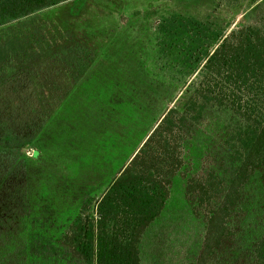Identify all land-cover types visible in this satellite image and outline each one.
<instances>
[{"label":"rangeland","instance_id":"374dc122","mask_svg":"<svg viewBox=\"0 0 264 264\" xmlns=\"http://www.w3.org/2000/svg\"><path fill=\"white\" fill-rule=\"evenodd\" d=\"M171 14L226 31H264V0H68L0 26V43L20 37L39 55L37 62L24 56L0 67V123L6 120L15 138L34 137L22 148L12 147L0 129V264H83L59 239L83 200H98L107 187L90 183L93 189L84 195L76 189L81 176L70 157L60 159L47 137L42 144L45 132H39L73 87L64 66L47 53L82 45L93 57L90 71L128 76L120 87L142 94L152 109L164 104L162 117L169 109L181 111L191 94L156 46V24ZM241 127L226 107L206 104L200 122L184 130L183 167L171 180L163 212L142 238L141 264H195L207 210L185 194L186 182L211 172L230 178L236 165L226 140ZM228 223L209 264H255L254 246L264 233V169L244 185Z\"/></svg>","mask_w":264,"mask_h":264},{"label":"trees","instance_id":"16d2710c","mask_svg":"<svg viewBox=\"0 0 264 264\" xmlns=\"http://www.w3.org/2000/svg\"><path fill=\"white\" fill-rule=\"evenodd\" d=\"M66 1L0 0V26ZM155 33L159 54L185 78L191 94L181 111H165L98 200L87 197L81 203L59 242L83 264H141L142 238L163 212L171 180L183 167L184 130L187 133L200 122L206 104L226 107L242 127L226 140L236 165L230 178L211 172L186 182L185 194L207 210L195 264L210 263L227 237L242 188L255 171L264 169V31L254 27L226 31L211 22L171 14L157 22ZM28 48L20 37L0 43V67L24 56L37 62L38 53ZM47 55L64 66L72 85L93 63L90 51L80 44ZM9 125L1 121L0 129L12 147L32 142L34 137L15 138ZM253 255L255 264H264V233Z\"/></svg>","mask_w":264,"mask_h":264},{"label":"crops","instance_id":"0c3cea01","mask_svg":"<svg viewBox=\"0 0 264 264\" xmlns=\"http://www.w3.org/2000/svg\"><path fill=\"white\" fill-rule=\"evenodd\" d=\"M126 80L128 76L118 72L88 70L39 132H45L42 144L47 137L60 159L70 157L81 176L76 189L84 195L93 189L90 183L108 187L161 118L164 104L152 109L142 94L120 87Z\"/></svg>","mask_w":264,"mask_h":264}]
</instances>
